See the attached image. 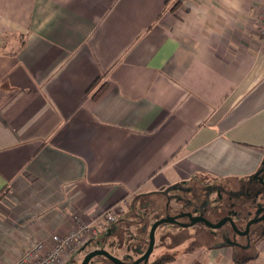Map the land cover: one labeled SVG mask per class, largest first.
<instances>
[{
	"label": "crops",
	"instance_id": "crops-1",
	"mask_svg": "<svg viewBox=\"0 0 264 264\" xmlns=\"http://www.w3.org/2000/svg\"><path fill=\"white\" fill-rule=\"evenodd\" d=\"M261 13L264 0H0V264L107 209L117 219L81 252L120 241L133 262L156 219L217 222L213 192L259 195ZM252 237L168 222L148 261L264 264Z\"/></svg>",
	"mask_w": 264,
	"mask_h": 264
},
{
	"label": "built area",
	"instance_id": "built-area-1",
	"mask_svg": "<svg viewBox=\"0 0 264 264\" xmlns=\"http://www.w3.org/2000/svg\"><path fill=\"white\" fill-rule=\"evenodd\" d=\"M258 34L264 38V14L258 15ZM120 210L107 209L100 219L85 220L74 216L73 225L63 234L50 236V245L43 240L32 242L22 254L10 264H69L74 256L88 244H100V237L117 219Z\"/></svg>",
	"mask_w": 264,
	"mask_h": 264
},
{
	"label": "water",
	"instance_id": "water-1",
	"mask_svg": "<svg viewBox=\"0 0 264 264\" xmlns=\"http://www.w3.org/2000/svg\"><path fill=\"white\" fill-rule=\"evenodd\" d=\"M255 177L259 180L260 184L264 185V165L262 166V168L259 170L258 174ZM246 214L249 216L251 213H246ZM180 216L182 217L186 216L189 222L186 223L179 222L177 220V217ZM233 216L236 217V220L239 219V217L237 216V212L235 211L232 212L231 215H227L221 218L217 222H212L204 216H200V215L194 216L191 212H182V214L178 216H168L164 218H158L152 223L149 229V235H148L149 240H148L147 249L133 262H124L119 258L114 257L112 254H110L108 250L102 247H98L85 253L84 257L78 264H89L90 261H92V259L97 255H104L113 264H147L149 256L152 253L155 244V230L162 223L172 222V223L180 224L182 226H191L196 223H203L205 226H207L212 230H219L221 239L225 240L226 243L235 244V242L232 241L233 239H235V236L248 235L250 231V227L252 228L255 224L264 220V212H263L260 216L250 218L246 222L244 229H241L240 226H238L237 221L233 218ZM227 222L230 226V229L223 227ZM213 233L216 234V232Z\"/></svg>",
	"mask_w": 264,
	"mask_h": 264
},
{
	"label": "rangeland",
	"instance_id": "rangeland-1",
	"mask_svg": "<svg viewBox=\"0 0 264 264\" xmlns=\"http://www.w3.org/2000/svg\"><path fill=\"white\" fill-rule=\"evenodd\" d=\"M244 185L249 186V184H244ZM252 186L256 187L257 190H261L260 185L258 183H254ZM198 195H199V193H197V195H196L197 201H198V199H200V198H198L199 197ZM216 195L217 194L215 192H213V194L211 195V198H210L211 199V206H208V208H210V207L212 208L213 206H215V207L217 206V207H219V210H220V208L222 209V207L225 205V203H227V200L225 199L224 201L221 200L219 202H216L215 199H214V198H216L215 197ZM223 195L226 198H228L229 201H231V202L233 201V202L238 204V206H236L235 208H242V206H244V205H246L249 208H254L256 206V204H257V200H259L260 198H264V194L262 192H260V194L257 195L256 191H254V190L249 195H247L246 192H242L241 195H239V194L232 195L231 192H229L228 190H225L223 192ZM171 206H172L171 209L172 210H176V211L191 210V208L189 206H187V202H183V203H181V202L180 203L172 202ZM206 210H211V209H206ZM251 210H254V209H251ZM168 211H170V207L167 208V212ZM209 213L210 212H206L205 211L203 215L204 216H209ZM162 218H164V217H162ZM136 221L137 222L134 221V222H132V224L127 226L129 228V231H127V233H126L127 234V238L126 239H127V243H129V245L131 247H133L135 245L136 241L134 240V236L138 233V228H139L138 220H136ZM164 224H168V223H162L159 226H162ZM123 225H126V224H123ZM259 226H260L259 224H256V225H254L252 227V229L255 230ZM159 232L160 231H156V239L159 237L158 236ZM148 235H149V230L147 232V236ZM114 246L115 247H110L109 244H105L104 248L106 250H108L110 252V254H112L114 257H117V258H119L120 260H122L124 262L130 261V260H127V258H125L123 255H121L122 253H120L118 251L119 247H121V248L128 247V246H126L125 243L121 245L120 241H119ZM84 255L85 254L83 252L78 253L76 261L79 263L82 260V258L84 257ZM89 264H113V263H111L104 255H97V256H95L92 259V261H90Z\"/></svg>",
	"mask_w": 264,
	"mask_h": 264
},
{
	"label": "flooded vegetation",
	"instance_id": "flooded-vegetation-1",
	"mask_svg": "<svg viewBox=\"0 0 264 264\" xmlns=\"http://www.w3.org/2000/svg\"><path fill=\"white\" fill-rule=\"evenodd\" d=\"M259 185H260V188H261V192L264 193V185L260 184V182H259ZM225 199L227 200V203H225V205L222 207V209L220 208V210L228 212V215H231V213L234 212V211L235 212H240L241 214L242 213H251L249 216L246 214L247 218L245 219L244 224L242 223L241 225H238V226H240L241 229H244V226H245L246 222L250 218H253V217H256V216H260L264 212V198H260L259 201L257 200V204H256V206L254 208H249L246 205L242 206V208H235L236 206H238V204L233 202V201L232 202L229 201V199L226 198L225 196L223 198H221L219 201H221V200L224 201ZM219 201H217V202H219ZM251 209H254V210H251ZM211 210H219V207L213 206L211 208ZM260 210H262V211H260ZM257 224H259L260 226L257 229H255V230L250 227L249 234L246 235L247 238H251L252 236L253 237H260L264 233V220H262L261 222H259ZM223 227L227 228V229H230V226H229L228 222Z\"/></svg>",
	"mask_w": 264,
	"mask_h": 264
},
{
	"label": "trees",
	"instance_id": "trees-1",
	"mask_svg": "<svg viewBox=\"0 0 264 264\" xmlns=\"http://www.w3.org/2000/svg\"><path fill=\"white\" fill-rule=\"evenodd\" d=\"M177 5V4H175ZM166 263V258H158L154 261H148L147 264H165Z\"/></svg>",
	"mask_w": 264,
	"mask_h": 264
}]
</instances>
